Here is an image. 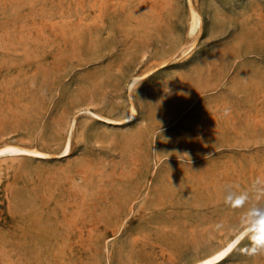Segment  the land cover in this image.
Masks as SVG:
<instances>
[{
  "label": "rangeland",
  "instance_id": "1",
  "mask_svg": "<svg viewBox=\"0 0 264 264\" xmlns=\"http://www.w3.org/2000/svg\"><path fill=\"white\" fill-rule=\"evenodd\" d=\"M4 144L0 264L210 255L264 217V0H0Z\"/></svg>",
  "mask_w": 264,
  "mask_h": 264
},
{
  "label": "bare ground",
  "instance_id": "2",
  "mask_svg": "<svg viewBox=\"0 0 264 264\" xmlns=\"http://www.w3.org/2000/svg\"><path fill=\"white\" fill-rule=\"evenodd\" d=\"M198 25V16L197 14L191 10L190 13V29L189 32H194ZM139 77H134V79H137ZM133 79V80H134ZM134 108L131 107L126 119H131V117L134 116ZM96 117L100 118V116L96 115ZM107 121H112L109 119H106ZM117 122V121H116ZM69 151V141L66 140L62 154H67ZM7 154V155H34V156H45L46 154L35 149V148H27L22 147L14 144H4L0 147V155ZM264 224V217L256 220L252 225L244 227L240 232H238L234 237H232L226 244H224L221 248L217 249L216 251L212 252L210 255L203 257L200 260H197L191 264H216L223 260L227 254L232 250V248L239 242L241 238L245 236V234L252 229L255 226H259Z\"/></svg>",
  "mask_w": 264,
  "mask_h": 264
},
{
  "label": "clouds",
  "instance_id": "3",
  "mask_svg": "<svg viewBox=\"0 0 264 264\" xmlns=\"http://www.w3.org/2000/svg\"><path fill=\"white\" fill-rule=\"evenodd\" d=\"M254 247L251 249V253H255L257 248H264V230H262L260 235L253 237Z\"/></svg>",
  "mask_w": 264,
  "mask_h": 264
}]
</instances>
